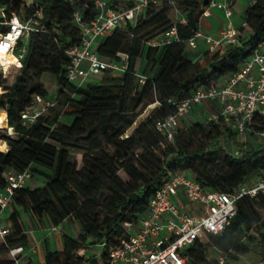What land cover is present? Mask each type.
I'll use <instances>...</instances> for the list:
<instances>
[{
  "label": "trees",
  "instance_id": "obj_1",
  "mask_svg": "<svg viewBox=\"0 0 264 264\" xmlns=\"http://www.w3.org/2000/svg\"><path fill=\"white\" fill-rule=\"evenodd\" d=\"M168 0L144 9L135 22L114 29L101 37L96 53L105 59L119 60L127 54L126 69L103 83L76 86L65 78L69 63L66 50L79 43L80 28L73 14L83 22L95 15L94 0H35L26 7L24 0H0L7 17L16 13L30 17L35 10L37 29L28 37L22 67L11 65L0 76V108L13 135L3 134L5 151H0V189L5 186L7 169L39 171L44 183L35 188L23 186L14 193L9 221L12 232L0 244V264H15L8 256L11 247H27L25 223L20 212L38 226L46 218L58 227L68 218L79 226L76 236L61 234V249H50L44 239L42 264H107L109 250L118 246L129 233L125 224L135 225L146 215L149 199L170 174L183 172L208 190L236 193L240 186L264 176V144L239 143L220 119L195 122L171 136L161 134L155 121L174 113L170 100H181L197 89L221 84L249 58L264 38V0H251L246 7L244 25L237 27L239 43L214 52L204 50L202 60L185 55L186 41L200 29V19L210 0H171L183 8L184 22L172 24L166 9ZM234 7L236 0H227ZM113 8L127 7L126 2L108 0ZM175 25L178 40L159 46L148 43ZM0 25V31H5ZM156 67L151 77L139 84L141 61ZM44 73L55 77L59 86L54 105L30 125L21 122L20 112L34 94L49 98L39 83ZM52 100V99H51ZM157 101L137 120L142 108ZM142 106L138 111V107ZM63 112L72 116L70 123L60 120ZM254 129H264L257 120ZM7 144V145H6ZM78 148L80 159H71L70 150ZM232 147L239 148L235 155ZM122 171L126 179H122ZM31 173V172H30ZM32 176V173H31ZM264 180V179H260ZM234 215L220 233L206 234L184 246L180 253L184 264L209 263V251L224 255L225 263L255 250L264 252V193L242 195ZM89 255H78V249ZM25 264H31L27 261Z\"/></svg>",
  "mask_w": 264,
  "mask_h": 264
},
{
  "label": "built area",
  "instance_id": "obj_2",
  "mask_svg": "<svg viewBox=\"0 0 264 264\" xmlns=\"http://www.w3.org/2000/svg\"><path fill=\"white\" fill-rule=\"evenodd\" d=\"M129 4L127 7L113 8L108 0H94L95 15L89 22H83L78 11L74 12V22L80 28V41L66 50L69 63L65 70L68 82L79 86L86 79L100 73L108 72L120 75L126 69L127 54L118 53L119 60L100 57L95 46L97 41L110 34L114 29L122 28L135 22L141 12L149 6L157 5L161 0H118ZM173 4L171 0L167 1ZM252 2V1H251ZM250 2V4H251ZM26 7L35 5V0H24ZM210 9L221 10L225 18L233 13V6L227 0H210L202 17L210 14ZM6 7L0 3V76L5 77L11 65L22 67L30 33L37 29L36 15L38 10L28 18H21L16 13L9 17L5 14ZM184 22V18H179ZM238 29L234 26L222 27L216 36L205 33L201 29L186 41V49L195 50L199 42H203L206 50L214 52L228 45L239 43ZM178 40L175 25L148 44L159 46ZM95 44V46H93ZM8 54L13 55L12 61H6ZM6 68V69H5ZM139 84L146 77L136 73ZM175 105V111L155 121V128L165 136H171L181 126V119L197 105L214 103L218 110L217 116L237 138L244 139L247 130L264 137V129H254L257 120L264 121V38H262L240 68L227 77L221 84L210 88H197L189 96L169 101ZM54 101L34 94L30 103L20 112L21 122L25 125L33 123L44 114ZM159 105L157 101L147 108ZM8 135H13V128L6 126ZM235 155L238 150L233 151ZM5 186L0 189V211L7 208L17 189L25 186L32 179L28 169L16 171L7 169L3 173ZM264 193V180H259L251 187L240 186L236 193H225L208 190L192 177L183 172H175L165 178L153 196L149 199L146 215L135 225L128 223L129 235L120 244L109 250L107 264H184L185 257L181 249L196 239L202 240L206 234H217L222 231L228 219L236 209L235 202L242 195L253 196L256 192ZM180 197L186 205L180 203ZM57 227L52 226V230ZM6 225L0 226V235L7 234ZM33 246L16 245L8 251V256L15 264H22L20 259L27 252H34ZM224 255L217 254L214 264H224ZM31 264H33L31 262Z\"/></svg>",
  "mask_w": 264,
  "mask_h": 264
},
{
  "label": "rangeland",
  "instance_id": "obj_3",
  "mask_svg": "<svg viewBox=\"0 0 264 264\" xmlns=\"http://www.w3.org/2000/svg\"><path fill=\"white\" fill-rule=\"evenodd\" d=\"M251 0H236L234 3L235 6V10L233 8V13L229 18H225V26H234V27H238L240 25H243L244 27V31L243 34L245 32H248V27L244 25V15H245V9L247 6H249ZM221 11V10H219ZM222 13V11H221ZM183 14V8L179 7L178 5H169L166 9V15L169 19V21L174 24L178 21V19L182 16ZM95 46V44L93 45ZM185 55L187 56V51L185 52ZM189 57V55L187 56ZM156 71V67H152L150 66V64H146V62L144 60L141 61L140 67L138 72L141 73L142 75H144L145 77H151ZM116 75H112L108 72H104V73H100L97 74L95 76H91L89 78L86 79V82H84L83 84H81L80 86H86L88 83H103L104 81H106L107 79L111 78V77H115ZM39 83L42 85L43 89L46 92V95H48L50 97V99L53 100V98L57 95L58 90H59V86L56 83L55 77L50 74V73H44L40 76L39 78ZM4 84L2 83V86ZM0 86V90L2 93L4 91L3 87ZM3 90V91H2ZM204 110L202 108H196V109H192L190 112H188L185 116H183V118L181 119V126L185 127V126H189L195 122H199V123H204L207 124L208 123V119H214L213 116L216 114L217 109H212L209 112H207V110L205 109H211V108H215V104L214 103H206L205 105H203ZM142 106L138 107V111L139 109H141ZM150 109V108H145L141 110V113L138 115L137 120L141 121L143 119V115L146 113V111ZM0 110H3L0 108ZM60 120L64 123H70L72 120V116H69L66 114V112H63ZM7 121H6V116H5V126L4 127H0V137L3 134H9L7 129ZM244 139H239L238 141L239 143H243L246 142L248 140L247 135L244 136ZM252 138L251 141L255 144H264V137H260L258 135H256L255 133L252 134L251 136ZM0 140H2L0 138ZM248 142V141H247ZM6 143V142H5ZM7 145V144H6ZM2 149V148H1ZM78 148L74 147L70 150L71 153V159L73 160L74 158L80 159V151L77 150ZM234 149H239L236 147H232V151ZM239 152V150H238ZM30 172L32 173V179L27 182L26 186L30 187V188H35L37 186H40L44 183L45 179L43 174H41V172L39 171H32L30 170ZM119 175L122 179H126V176L123 174L122 171L119 172ZM260 179H264V176H260L258 178H254L252 180H250L249 182V186L251 187L253 185H255ZM11 210V206L9 205L7 208L3 209L0 211V226L2 225H6L9 233L12 232V227H11V221H9V212ZM20 215L24 221V225H25V233L27 234V236H29V238L32 240V243H34V248L36 246V262L38 264H42L43 262V255H44V242L42 240L43 237H41L40 235L35 234L32 235L31 232L29 231L31 228L33 231L36 230H40L38 227V225L33 222L26 213L20 212ZM262 216H264V213H262ZM9 223V225H8ZM40 223V222H39ZM40 226L42 227V229H44L45 227L50 228L51 225L48 222V220L46 218H43V220L40 223ZM61 231L62 233H67L71 236H76L79 232V226L78 223L71 219L68 218L65 223L63 225H61ZM36 233V232H35ZM6 235V234H5ZM0 235V244L3 242V238L4 236ZM34 236V238H33ZM49 239L51 241V246L50 249H56L58 246L55 245V240H54V236L51 234V236L49 235ZM203 240L205 239V237L202 238ZM37 241V243H35ZM78 255H89L90 253H92V247H89L88 250L85 252L83 251V249H78L76 252ZM217 256V253L213 252V251H209L208 253V257L210 259L209 263H213L215 260V257ZM0 258L4 259L6 258L5 255H0ZM229 264H264V252L260 251V250H255L247 255L244 256H240L239 259L235 262H229Z\"/></svg>",
  "mask_w": 264,
  "mask_h": 264
},
{
  "label": "crops",
  "instance_id": "obj_4",
  "mask_svg": "<svg viewBox=\"0 0 264 264\" xmlns=\"http://www.w3.org/2000/svg\"><path fill=\"white\" fill-rule=\"evenodd\" d=\"M233 8H234V10L236 9L235 6ZM224 22H225V17L223 15V13H221V11H219L218 9H210V14L208 16L201 17V19H200V29L202 31H204L205 33H209V34H211L213 36H216L218 34V31L222 27L225 26ZM204 50H206L205 44L203 42H199L197 47L195 48V50L186 49L185 52L187 51V54L189 55V58H191L193 60L201 61L202 60V54H203ZM196 108H202L204 110L203 105H197L193 109H196ZM212 109H217L218 110L216 105H215V108L205 109V110H207V112H209ZM216 115H217V112H216V114L213 117H215ZM180 203L182 205H184V206L186 205V201H185V199L183 197H180ZM64 223H65V221L61 225H63ZM8 225H9V223H8ZM61 225L58 226L56 228V230H52L51 229L52 226L50 228L45 227L44 229H42V227L39 225L38 228L40 230L33 231L32 228H31L29 231L34 236H35V234H37V235H40L41 237H43L42 238L43 242H44V239L46 238L47 241H48L49 247L51 246V241L49 239V235L51 236V234H52L54 236L55 245L58 246L56 249L60 250L61 249V234H62V231H61V228H60ZM26 236H27V234H26ZM34 236H33V238H34ZM27 240H28L27 247L34 245V243H32V240L29 238V236H27ZM35 243H37V241ZM36 253H37V250H36V246H35V251L34 252H27L25 255H22V257L20 259V262L22 264H25L27 261H31L33 264H38L36 262V259H37L36 258L37 257Z\"/></svg>",
  "mask_w": 264,
  "mask_h": 264
},
{
  "label": "bare ground",
  "instance_id": "obj_5",
  "mask_svg": "<svg viewBox=\"0 0 264 264\" xmlns=\"http://www.w3.org/2000/svg\"><path fill=\"white\" fill-rule=\"evenodd\" d=\"M5 58H6V61H12L14 59L13 55H11V54H8ZM0 92H1V90H0ZM5 116L6 115H5L4 110H0V127L5 126ZM4 142H5L4 140H0V151H5V143Z\"/></svg>",
  "mask_w": 264,
  "mask_h": 264
}]
</instances>
